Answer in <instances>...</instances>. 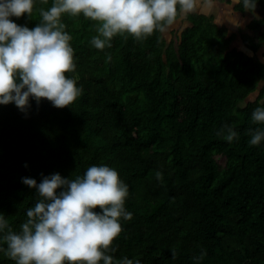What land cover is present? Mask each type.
Here are the masks:
<instances>
[{"label": "trees", "instance_id": "trees-1", "mask_svg": "<svg viewBox=\"0 0 264 264\" xmlns=\"http://www.w3.org/2000/svg\"><path fill=\"white\" fill-rule=\"evenodd\" d=\"M53 2L34 0L31 18L10 19L32 29ZM255 3L233 8L264 10V0ZM185 19L174 40L159 31L143 41L125 33L99 50L91 44L97 22L62 15L76 64L66 75L81 95L65 108L32 97L27 112L0 105V214L13 230L40 199L23 178L74 179L107 165L128 185L132 213L112 245L117 260L264 264V141L250 145L248 132L264 127L251 120L264 107V14L238 33L206 13ZM225 124L238 134L232 142L216 135ZM0 264L15 262L0 252Z\"/></svg>", "mask_w": 264, "mask_h": 264}, {"label": "clouds", "instance_id": "clouds-1", "mask_svg": "<svg viewBox=\"0 0 264 264\" xmlns=\"http://www.w3.org/2000/svg\"><path fill=\"white\" fill-rule=\"evenodd\" d=\"M46 2V0H45ZM254 10L255 0H240ZM196 0H54L50 8L39 9V23L32 29L13 22L25 13L31 18L34 0H0V105L14 103L22 112L30 108L29 98L42 99L65 108L81 95L74 73L71 35L61 17L83 15L97 22L91 44L99 50L111 47L117 35L128 34L143 41L154 32H164L178 15L194 10ZM253 124L264 125V107L252 113ZM249 144L264 141V127L248 130ZM228 142L238 138L225 124L216 132ZM159 173L157 177L159 178ZM36 189L40 199L28 208L27 219L15 231L0 214V233L6 248L0 247L15 264H140L126 256L117 260L114 240L123 231L121 219L131 220L126 210L128 185L107 165H92L82 176L64 178L59 173L41 182L23 178ZM99 207L100 212L94 211ZM173 258L176 253L173 251ZM206 253L202 252V259ZM195 259V258H194Z\"/></svg>", "mask_w": 264, "mask_h": 264}, {"label": "rangeland", "instance_id": "rangeland-1", "mask_svg": "<svg viewBox=\"0 0 264 264\" xmlns=\"http://www.w3.org/2000/svg\"><path fill=\"white\" fill-rule=\"evenodd\" d=\"M228 1H231L230 3ZM238 0H196L193 11L206 13L214 17L215 22L219 25H225L230 32H237L239 27H244L246 23L252 18V16H260L264 14V10H256L254 13L249 11L239 12L236 11L233 6ZM185 15H182L181 19L170 25L166 31H164L165 37L171 41L175 39L174 32L180 30L182 27L188 24L185 19ZM234 44L240 48L245 49L239 38H236ZM247 51V50H246ZM256 95L250 96V99H254ZM224 163L223 159H219Z\"/></svg>", "mask_w": 264, "mask_h": 264}]
</instances>
